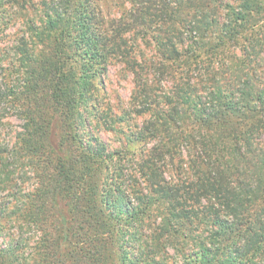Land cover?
<instances>
[{
	"label": "trees",
	"instance_id": "16d2710c",
	"mask_svg": "<svg viewBox=\"0 0 264 264\" xmlns=\"http://www.w3.org/2000/svg\"><path fill=\"white\" fill-rule=\"evenodd\" d=\"M11 116L0 264H264V0H0Z\"/></svg>",
	"mask_w": 264,
	"mask_h": 264
},
{
	"label": "rangeland",
	"instance_id": "374dc122",
	"mask_svg": "<svg viewBox=\"0 0 264 264\" xmlns=\"http://www.w3.org/2000/svg\"><path fill=\"white\" fill-rule=\"evenodd\" d=\"M103 83L104 86L98 94L101 98L104 111L107 110L109 114L117 116L128 112L130 110V97L134 89L132 74L125 70L122 64L116 62L109 67L108 72L104 75ZM110 109L112 110L111 112ZM140 120L134 118L131 121V125L135 124L136 121L139 123ZM0 121L3 124L1 126L0 141L1 143L10 142L15 131L20 127V121L13 116L6 119L3 118ZM123 125L117 124L118 131L108 132L94 120L91 124V130L103 145H106L110 149H115L119 146L122 139L120 130L123 129Z\"/></svg>",
	"mask_w": 264,
	"mask_h": 264
}]
</instances>
